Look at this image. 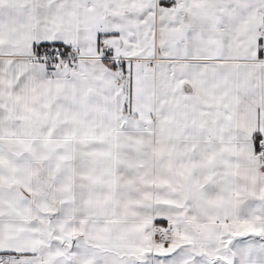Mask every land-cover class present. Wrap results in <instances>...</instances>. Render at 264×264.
<instances>
[{
    "label": "snow or ice",
    "instance_id": "6c2138e0",
    "mask_svg": "<svg viewBox=\"0 0 264 264\" xmlns=\"http://www.w3.org/2000/svg\"><path fill=\"white\" fill-rule=\"evenodd\" d=\"M0 264H264V0H0Z\"/></svg>",
    "mask_w": 264,
    "mask_h": 264
}]
</instances>
